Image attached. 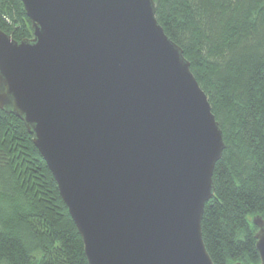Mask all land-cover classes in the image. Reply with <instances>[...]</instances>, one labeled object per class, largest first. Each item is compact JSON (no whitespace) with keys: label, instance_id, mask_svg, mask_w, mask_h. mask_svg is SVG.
<instances>
[{"label":"water","instance_id":"95a60500","mask_svg":"<svg viewBox=\"0 0 264 264\" xmlns=\"http://www.w3.org/2000/svg\"><path fill=\"white\" fill-rule=\"evenodd\" d=\"M20 1L31 36L0 29V109L32 135L88 263L214 264L201 218L225 143L154 1Z\"/></svg>","mask_w":264,"mask_h":264},{"label":"trees","instance_id":"16d2710c","mask_svg":"<svg viewBox=\"0 0 264 264\" xmlns=\"http://www.w3.org/2000/svg\"><path fill=\"white\" fill-rule=\"evenodd\" d=\"M183 51L225 143L201 218L214 264H258L264 214V0H153ZM0 29L31 36L20 0H0ZM0 264H89L57 184L23 121L0 109Z\"/></svg>","mask_w":264,"mask_h":264}]
</instances>
